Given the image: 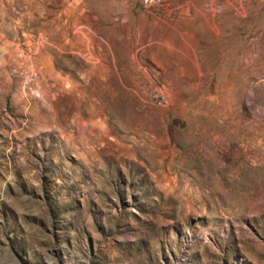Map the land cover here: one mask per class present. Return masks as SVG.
Masks as SVG:
<instances>
[{
    "label": "rangeland",
    "instance_id": "1",
    "mask_svg": "<svg viewBox=\"0 0 264 264\" xmlns=\"http://www.w3.org/2000/svg\"><path fill=\"white\" fill-rule=\"evenodd\" d=\"M0 264H264V0H0Z\"/></svg>",
    "mask_w": 264,
    "mask_h": 264
},
{
    "label": "built area",
    "instance_id": "2",
    "mask_svg": "<svg viewBox=\"0 0 264 264\" xmlns=\"http://www.w3.org/2000/svg\"><path fill=\"white\" fill-rule=\"evenodd\" d=\"M139 3L141 6L159 5L161 3V0H139Z\"/></svg>",
    "mask_w": 264,
    "mask_h": 264
},
{
    "label": "bare ground",
    "instance_id": "3",
    "mask_svg": "<svg viewBox=\"0 0 264 264\" xmlns=\"http://www.w3.org/2000/svg\"><path fill=\"white\" fill-rule=\"evenodd\" d=\"M147 6H149V5H146V7H147ZM153 6H155V5H153Z\"/></svg>",
    "mask_w": 264,
    "mask_h": 264
}]
</instances>
